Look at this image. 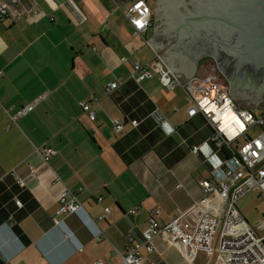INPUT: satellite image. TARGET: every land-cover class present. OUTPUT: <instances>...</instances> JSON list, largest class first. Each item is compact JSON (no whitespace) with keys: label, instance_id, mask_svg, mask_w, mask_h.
I'll list each match as a JSON object with an SVG mask.
<instances>
[{"label":"crops","instance_id":"1","mask_svg":"<svg viewBox=\"0 0 264 264\" xmlns=\"http://www.w3.org/2000/svg\"><path fill=\"white\" fill-rule=\"evenodd\" d=\"M132 2L32 0L0 20V264H119L118 253L143 243L152 210L167 224L201 199L200 182L238 167L206 119L188 117L181 89L130 77L135 61L153 56L155 25L135 35L123 15ZM110 83L119 86L107 94ZM92 98L94 122L79 105ZM113 119L138 125L115 133ZM44 146L57 152L47 163L35 152ZM64 187L83 210L55 226ZM154 247L157 264H187L164 239Z\"/></svg>","mask_w":264,"mask_h":264},{"label":"built area","instance_id":"2","mask_svg":"<svg viewBox=\"0 0 264 264\" xmlns=\"http://www.w3.org/2000/svg\"><path fill=\"white\" fill-rule=\"evenodd\" d=\"M30 1L0 0V20L9 16L14 5ZM123 15L132 25L135 35L146 33L153 21L147 0H136ZM130 77L138 84L156 79L167 90L181 89L186 96L188 117L203 116L213 130L211 141L218 147L227 148L237 157L239 165L227 169L219 182H200L203 193L201 199L189 210L179 211L169 223L161 226L157 221L160 210H152L142 233L143 243L131 242L126 254L118 253L119 264H157L151 257L157 238L164 239L168 246L177 247L187 264L195 260L199 251L209 255L218 253L216 264H264V233H257L237 207L239 201L251 192L260 193L264 205V117L256 115L249 107L237 104L229 96V87L217 82L212 75L196 73L187 81L172 75L162 54L155 50L147 62L135 61L132 64ZM118 86V83H110L105 91L109 94ZM97 101V98H92L88 103L79 104L90 122L96 120L94 105ZM33 108L34 104H30L16 112L11 117L12 123H16L19 117ZM111 123L115 133L138 125L137 120L122 122L113 119ZM256 129L259 132L253 136L251 132ZM197 151V147L192 149L193 154ZM35 152L46 163L57 154L54 149L45 146L36 148ZM11 175L21 188L24 187L22 180L13 173ZM56 181L59 182V179ZM14 201L17 207L22 206L20 201ZM57 201L58 207L53 217L55 226L60 224V217L77 215L83 210L77 195L65 187ZM107 213L109 209L105 208L98 221L103 220ZM263 229L264 220L256 225V230ZM217 234L219 245L216 247L214 242ZM100 235L98 232L95 238L101 240Z\"/></svg>","mask_w":264,"mask_h":264},{"label":"water","instance_id":"3","mask_svg":"<svg viewBox=\"0 0 264 264\" xmlns=\"http://www.w3.org/2000/svg\"><path fill=\"white\" fill-rule=\"evenodd\" d=\"M115 1L120 6L128 0ZM195 1L156 0L154 30H149L151 34L154 31V38L149 45L153 50L165 53L166 60L162 56L172 75L181 76L187 81L195 68H200L198 63L202 56L191 57L182 41L176 45L164 35L181 39L185 35L203 33L212 47L208 54L213 61L233 72V78H227L229 96L237 104L246 103L249 107H256L264 98V88L253 85L251 78L241 83L239 75L248 70L252 75L264 76V0H216L211 5L210 13L199 10L202 6L210 5L198 0L196 6ZM135 2L133 0L132 5ZM189 5L197 10L196 14L188 8ZM195 23L201 24V28Z\"/></svg>","mask_w":264,"mask_h":264},{"label":"rangeland","instance_id":"4","mask_svg":"<svg viewBox=\"0 0 264 264\" xmlns=\"http://www.w3.org/2000/svg\"><path fill=\"white\" fill-rule=\"evenodd\" d=\"M147 4L155 18V10L156 4L152 0H148ZM211 63L203 62L201 67L197 70L196 73L200 75H212L215 77L216 81L222 85H226V82L223 78H221L215 71L211 70ZM244 107H249L246 103H240ZM251 110L258 116L264 117V100L259 101L256 104V107L250 106ZM259 130L256 129L251 134L256 136ZM238 210L242 214V216L246 219V221L254 228L257 233H264L263 230H256V225L264 220V205L263 199L260 197V193L251 192L246 195L237 205ZM214 245L217 247L219 245V237L218 234L215 237ZM218 257V253H214V255H209L203 251H199L196 256V260L193 264H215V260Z\"/></svg>","mask_w":264,"mask_h":264},{"label":"flooded vegetation","instance_id":"5","mask_svg":"<svg viewBox=\"0 0 264 264\" xmlns=\"http://www.w3.org/2000/svg\"><path fill=\"white\" fill-rule=\"evenodd\" d=\"M216 0H199L200 3L202 4H207L210 5L208 7L202 6L201 9L202 11H207L211 12V5H213V2ZM197 3L196 6H198V0L197 2L195 1V4ZM189 9H192L193 13H197V10L193 8V6H188ZM212 8H215V6H212ZM198 28H201V24L195 23ZM210 25V24H209ZM179 35V34H178ZM164 38L170 39L171 42L177 45L179 43L178 41H182L184 45L187 47L188 51H190L191 57L194 56H202L199 60V67H201L203 62H208L211 63V70L215 71L221 78H223L227 82V78H233V72L231 69L228 67H219L212 59V57L208 54L211 53V48L208 44V41H206L205 36L203 33H195L192 36L190 35H185L181 39H179L177 36L172 37L169 35H164ZM263 75L261 74H251V71L245 70L243 71L240 75L239 78L241 79L240 82L243 83L245 79H252L253 80V85L255 84L256 87L261 86L264 88V80H263ZM254 78V79H253ZM248 83V82H247ZM249 84V83H248ZM226 85L229 87L228 83ZM249 91V90H248ZM252 92V91H250ZM262 96H264V91L262 92ZM264 98H262L263 100Z\"/></svg>","mask_w":264,"mask_h":264}]
</instances>
